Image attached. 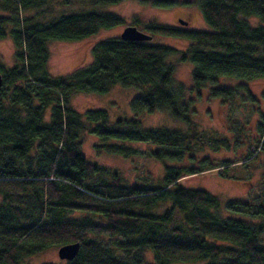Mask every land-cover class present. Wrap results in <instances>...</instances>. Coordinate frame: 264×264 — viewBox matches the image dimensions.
<instances>
[{
	"label": "trees",
	"instance_id": "1",
	"mask_svg": "<svg viewBox=\"0 0 264 264\" xmlns=\"http://www.w3.org/2000/svg\"><path fill=\"white\" fill-rule=\"evenodd\" d=\"M123 1L92 0L103 6ZM45 2L0 0L7 12L0 15V39L11 37L16 58L12 67L0 65V264H29L42 252L74 242H80V251L65 264H264V173L259 195L225 204L180 182L256 159L264 151V111L254 113L256 152L236 161L205 157L200 167L166 166L159 187L126 184L116 170L98 166L81 149L90 134L112 153L126 149L124 142H151L156 160L194 158L189 152L200 140L191 117L194 99H186V87L174 81L169 60L193 63L190 92L198 97L209 87L208 98L225 105L257 101L250 83L264 78V0H196L212 31L144 23L152 37L189 40L185 50L118 35L94 45L89 65L58 77L48 70L51 42L80 41L121 26L124 19L112 12H82L40 25L20 15V8L37 9ZM141 2L164 8L192 4ZM253 17L263 25L252 27ZM223 79L237 84L221 85ZM115 85L140 92L130 101L135 116L169 112L191 128H143L137 118L112 122L106 110L80 113L71 105L77 93L104 95ZM177 214L181 221L171 226Z\"/></svg>",
	"mask_w": 264,
	"mask_h": 264
},
{
	"label": "rangeland",
	"instance_id": "2",
	"mask_svg": "<svg viewBox=\"0 0 264 264\" xmlns=\"http://www.w3.org/2000/svg\"><path fill=\"white\" fill-rule=\"evenodd\" d=\"M185 2L187 0H177ZM191 5H178L164 8L147 5L141 0H125L115 5L103 6L93 3L92 0H47L40 8H20V15L33 17L34 23L48 25L63 16L79 14L82 12H112L124 19V24L111 29H101L92 36L80 41H53L49 44L50 57L48 70L52 76H66L93 61L92 49L94 45L104 39L121 34L126 26L133 25L135 20L140 23L136 27L145 33L144 23L156 22L158 24L188 28L200 31H212L204 21L196 6V0H188ZM4 12L0 9V15ZM184 20L187 25L180 24ZM252 27L263 25L258 18H249ZM153 44L171 46L178 50H185L190 41L182 38L154 35ZM15 47L11 37L0 39V65L12 67L15 62ZM175 69L173 78L176 83L186 87V99H194L191 117L199 128V145H195L189 152L194 158L186 157L182 162L159 161L151 156V149L156 147L153 143L124 142L127 147L120 153H112L95 135H84L82 144L83 155L98 163V166L116 170L126 184L139 187H159L165 174L166 166H194L200 167L205 157L212 162L223 160L236 161L241 156L255 150L251 140L259 137L256 129L258 115L255 112L264 111V78L252 83L251 90L257 96L255 102H238L237 106L223 104L221 99L208 98V88L201 90V96L191 93L192 70L191 61H178V57L170 58ZM237 80L223 79L221 85H235ZM140 92L136 89H124L120 85L113 86L107 94L77 93L71 99V105L80 113L89 110H106L110 120L137 118L143 128H168L187 131L189 126L173 119L169 112L156 111L135 116L130 108V101ZM255 109V111H253ZM214 140H218L215 144ZM188 155V154H187ZM189 156V155H188ZM235 165V164H233ZM264 173V151L256 159L247 163L235 165L228 169L217 168L201 172L181 179L183 187L191 189H204L219 197L225 204L232 200H250L262 192L261 178ZM104 178L103 176H101ZM250 183L252 187L250 188ZM1 201V197H0ZM167 206V204H165ZM163 210L165 207H162ZM224 216L244 219L238 212H224ZM181 215L177 214L175 222L179 223ZM59 247H54L29 259V264L54 263L65 264L58 256ZM147 261L150 254H147ZM200 264V263H197Z\"/></svg>",
	"mask_w": 264,
	"mask_h": 264
},
{
	"label": "water",
	"instance_id": "3",
	"mask_svg": "<svg viewBox=\"0 0 264 264\" xmlns=\"http://www.w3.org/2000/svg\"><path fill=\"white\" fill-rule=\"evenodd\" d=\"M180 24L182 25H187V22L180 20ZM120 37L123 40L127 41H150L152 39V36L140 31L136 26L129 25L126 26L123 31L120 34ZM3 86V78L2 75L0 74V89ZM80 242H74V243H69L60 246L58 249V256L62 260L70 261L73 260L77 254L80 251Z\"/></svg>",
	"mask_w": 264,
	"mask_h": 264
},
{
	"label": "flooded vegetation",
	"instance_id": "4",
	"mask_svg": "<svg viewBox=\"0 0 264 264\" xmlns=\"http://www.w3.org/2000/svg\"><path fill=\"white\" fill-rule=\"evenodd\" d=\"M180 21V20H179ZM184 21V20H183ZM186 22V21H185Z\"/></svg>",
	"mask_w": 264,
	"mask_h": 264
}]
</instances>
